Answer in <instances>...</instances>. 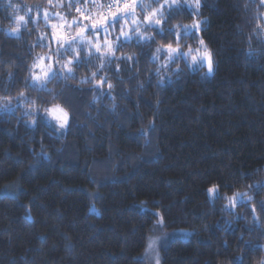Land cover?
<instances>
[{
  "label": "trees",
  "instance_id": "trees-1",
  "mask_svg": "<svg viewBox=\"0 0 264 264\" xmlns=\"http://www.w3.org/2000/svg\"><path fill=\"white\" fill-rule=\"evenodd\" d=\"M111 2L0 0V102L10 109L0 110V264H146L154 235L159 264H264V3L178 0L149 27L145 15L164 0H137L134 18L154 39L139 40L129 15L132 39L114 55L102 30L101 52L77 37L69 78L47 83L51 92L27 87L36 58L59 47L47 22L87 23L77 7L96 14ZM196 20L199 33L181 43L196 49L202 38L214 71L183 58L165 68L157 47ZM65 48L61 62L75 56ZM53 105L69 113L66 129L43 111ZM237 192L247 196L233 207L224 197Z\"/></svg>",
  "mask_w": 264,
  "mask_h": 264
},
{
  "label": "snow or ice",
  "instance_id": "snow-or-ice-1",
  "mask_svg": "<svg viewBox=\"0 0 264 264\" xmlns=\"http://www.w3.org/2000/svg\"><path fill=\"white\" fill-rule=\"evenodd\" d=\"M262 3H264V0H261ZM49 3H51V0H49ZM95 3V0H94ZM137 0H112L110 4L107 5V11L106 12H99L95 15L88 14L85 15L84 12L81 10V8L77 7L76 11L80 13V17L82 21H87V23H80L78 20L73 19L70 23H68V27L71 28L73 25H76V33L75 35H67L64 33H61L58 29V26L56 24L52 25V39L59 44V47L56 48L54 51L50 48L49 49V55L47 56V60L49 61L46 65L44 64L45 57L44 56H38L36 58V61H34L32 67L37 68L39 67L41 69L40 73L31 72V84L26 85L27 87H34L36 90L43 89L45 91L51 92L50 89H47V83L51 82L54 79H64L67 80L69 78V75L73 73V67L72 65L74 63H79V57L80 52L72 47L75 43H77V37L80 38L79 42L83 43L85 40L87 41V44L91 47H94L97 52H101V42H100V34L101 30L103 33H105L103 44L105 46L104 52L107 53L109 56H112L115 54L116 47L120 44L121 38H124V41H131L132 36L130 35V32L133 31V28L129 26V22L127 17L129 15H133V19L131 20V24L136 26L134 31L135 34L138 36L139 40H152L154 37L146 36L144 33L140 31V27L138 24L137 19L134 18L135 8H136ZM187 3V0H186ZM165 5H168V7L177 6L180 7L178 4V0H164L163 4H160L158 8L152 9L151 12H149L144 17V22L149 26H160L165 17L163 13V9ZM189 8L193 7V4H187ZM194 6L196 9H199L200 7V0H194ZM100 7H103L102 5ZM26 15H18L15 17L17 21V26L12 29L13 32H19L21 24H26L28 21L26 20ZM44 19L48 20V13H44ZM61 20H65L64 17H61ZM120 21H123L121 24ZM67 23V21H65ZM119 26V35L115 37V40L109 39V36L111 35L109 29H112L113 31L116 30L117 25ZM200 24L201 21L196 20L193 22L192 25H184L183 26V33H181L180 30H177L173 32L172 29H169V34L174 35L175 37V44L172 42H169L167 44H163L160 47H157L156 53H161L162 50H166V63L164 64V67L167 68V66L173 62H175L177 59L183 58L185 59L186 63L189 61L191 64L200 63L201 66L206 64L207 66V73L211 74L214 71V61H213V54L208 49L207 45L205 44L204 40L201 38L199 39V45L200 47L193 49L191 46H185L182 45L181 39L182 34L183 36H188L190 32L194 29L197 33H199L200 30ZM63 24L59 26V28H63ZM177 29H179L180 26H176ZM127 28V30H126ZM91 31L93 35L96 37V42L93 43V40L91 37H86L85 33ZM164 29L162 27L158 28V34L163 35ZM65 44L69 45V48L73 52H75V56L65 60L64 62H61L60 57L64 55L69 49L65 48ZM42 47H45L43 43H41ZM187 47V50L184 51L183 48ZM63 49V52L61 51ZM103 54V53H102ZM251 54V53H250ZM119 59V58H118ZM127 59H131V57H127ZM59 66L58 68L56 66ZM103 64H101V68H103ZM67 73V74H65ZM96 72L92 73V78L95 79ZM161 77V81H162ZM106 82L105 77H101L100 80L95 82V86H100ZM109 89H111L112 85L108 84ZM20 97L22 99H26L24 97V93L21 92ZM30 105H35V101H30ZM5 109H7V105H5ZM37 109L35 107H32L31 111H26V116H32ZM43 111L48 114L53 120L57 122L59 129H66L69 125V113L65 111L63 108H61L59 105H53L51 108H44ZM36 124V120L33 119L31 121V125L34 126ZM258 187V186H257ZM208 192L215 193L217 192V186L213 185L211 188L208 189ZM247 196V193H234L231 197H224L226 200H228L229 205L235 206L236 203H245L244 197ZM252 197H248V200L250 201ZM253 212H255V208H253ZM157 228H162L164 226L163 217H160L159 214H157ZM159 238H150L149 244H148V251H154L155 245L157 243V240ZM156 264H159V260L157 258Z\"/></svg>",
  "mask_w": 264,
  "mask_h": 264
},
{
  "label": "rangeland",
  "instance_id": "rangeland-1",
  "mask_svg": "<svg viewBox=\"0 0 264 264\" xmlns=\"http://www.w3.org/2000/svg\"><path fill=\"white\" fill-rule=\"evenodd\" d=\"M87 1H92V2H94V0H87ZM188 1V0H187ZM169 2H170V0H169ZM98 3H97V0H95V5H97ZM99 5V4H98ZM165 6H168V5H165ZM95 12V11H94ZM100 11H97V13H99ZM96 13V14H97ZM91 14H95V13H91ZM50 18V17H49ZM66 21V19L65 20H61V19H59L58 21H56V20H52V21H48L47 22V24L48 25H50L51 27H52V25L53 24H56L57 26H58V29L59 30H63V29H67L69 32H70V29L71 28H69L68 27V23H70V22H68L67 21V23L65 22ZM17 22V21H16ZM61 24H63L64 26H63V28H59V26L61 25ZM7 32H9V34H12V35H17L18 34V32H13L12 30L11 31H7ZM41 56H44L45 57V60H44V64L46 65L49 61L47 60V56H48V54H44V55H41ZM206 65V64H205ZM40 71H41V69L39 68V67H37V68H35V72L36 73H40ZM5 105H6V103H2V102H0V110H10L9 108H8V106H7V109H5ZM48 120L49 121H51V123L52 124H54L55 125V127L58 129V131L59 130H61V129H59L58 128V125H57V122L55 121V120H53L50 116H48ZM155 234H157V233H155ZM158 236L157 235H154L153 236V238H157ZM158 240H157V243H156V245H155V250L154 251H148V249L145 251V254H143V259H144V261L146 262V264H156V261H157V258H158V260H159V255H158Z\"/></svg>",
  "mask_w": 264,
  "mask_h": 264
}]
</instances>
